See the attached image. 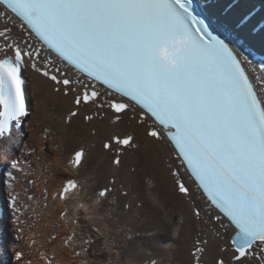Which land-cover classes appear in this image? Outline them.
Returning <instances> with one entry per match:
<instances>
[{
  "label": "snow or ice",
  "instance_id": "1",
  "mask_svg": "<svg viewBox=\"0 0 264 264\" xmlns=\"http://www.w3.org/2000/svg\"><path fill=\"white\" fill-rule=\"evenodd\" d=\"M25 124L6 264H264V4L0 0V142Z\"/></svg>",
  "mask_w": 264,
  "mask_h": 264
},
{
  "label": "bare ground",
  "instance_id": "2",
  "mask_svg": "<svg viewBox=\"0 0 264 264\" xmlns=\"http://www.w3.org/2000/svg\"><path fill=\"white\" fill-rule=\"evenodd\" d=\"M251 2L253 3V4H258V5H260V6H262V4H264V1H259V2H257V1H255V0H251ZM33 105H35V99H32L31 101H30ZM40 116L43 118V121H44V123L45 124H48V123H51V121L47 118V116H46V113L44 112V111H40ZM33 120H35V117H33ZM27 124H25V126H26ZM24 126V127H25ZM26 129H28V133H27V135L29 136V137H32L33 135H34V133H32L30 130H29V127L27 126L26 127ZM39 131H40V129H39V126H37V129H36V133L35 134H39ZM15 136V137H14ZM23 140V139H22ZM19 140L18 139V133L16 134V135H12V138H11V140L10 141H3V142H0V143H3L2 144V146H1V148H0V152H3L4 151V146L5 145H8V146H11V147H17V145L19 144V143H21V145H20V147H23L25 144H28V142H27V139L25 138V141L23 140ZM127 163H129L130 165H133V166H137L138 165V160H137V157L136 156H130L129 158H128V161H127ZM1 219V221H3V218L1 217L0 218ZM44 223H46V219L45 218H43L41 221H40V224H39V226H42ZM1 225H3V222H1ZM158 239L161 241V242H167V237L166 236H164V235H160L159 237H158ZM0 251H1V249H0ZM131 252H134V246L132 245V244H129V246H128V249H126V255L128 254V253H131ZM182 255L181 254H179V253H177V255H176V257H175V264H180V261L182 260ZM134 259L135 260H137V261H142L143 260V256L142 255H136L135 257H134ZM163 264H168V261L167 260H164L163 261Z\"/></svg>",
  "mask_w": 264,
  "mask_h": 264
},
{
  "label": "rangeland",
  "instance_id": "3",
  "mask_svg": "<svg viewBox=\"0 0 264 264\" xmlns=\"http://www.w3.org/2000/svg\"><path fill=\"white\" fill-rule=\"evenodd\" d=\"M26 127H27V125H26L25 127H22V129L19 130L20 132L23 133V135H19L20 137L18 136V137H19L18 139H19V140H22V139H23V140L25 141V138H26V139H27V142H28V141H32V140H31V137H29V136L27 135V133H28V129H26ZM17 133H18V132H17ZM14 137H15V136H14ZM23 140H22V141H23ZM20 145H21V143H19L17 146H20ZM0 153H1V152H0ZM2 211H3V209H2ZM4 258H5V257H2L3 264H5V259H4Z\"/></svg>",
  "mask_w": 264,
  "mask_h": 264
}]
</instances>
